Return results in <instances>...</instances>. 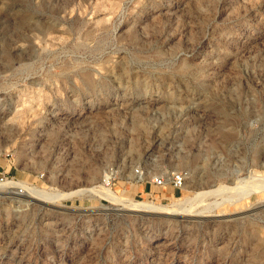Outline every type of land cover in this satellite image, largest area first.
Masks as SVG:
<instances>
[{
  "label": "rangeland",
  "instance_id": "1",
  "mask_svg": "<svg viewBox=\"0 0 264 264\" xmlns=\"http://www.w3.org/2000/svg\"><path fill=\"white\" fill-rule=\"evenodd\" d=\"M0 264H264V0H0Z\"/></svg>",
  "mask_w": 264,
  "mask_h": 264
},
{
  "label": "bare ground",
  "instance_id": "2",
  "mask_svg": "<svg viewBox=\"0 0 264 264\" xmlns=\"http://www.w3.org/2000/svg\"><path fill=\"white\" fill-rule=\"evenodd\" d=\"M109 178H110V176L108 174L105 175L104 182H107L109 180ZM10 183L14 184V187H16L17 184H18V186H19V184H21L22 185L21 187H23L24 191H25V193L23 195L26 196V198H29V199L34 198V199L39 200L41 202H45L49 199H52V197L65 199V198H68L70 196V194L73 193V192L60 193V194L51 193V192H49L45 189H42L38 186L30 185V184H27L25 182L17 181V180H14ZM102 185H99V186H102ZM86 189H87V191L91 192V191H94L96 189V186L88 187ZM103 189H104V194H105L104 198L106 200L112 202L115 205H119L123 209H129V210H134L137 212H143V213H149V214L170 215V214L179 213V212L186 213V211H184V209L177 202H174L173 204L162 205V204H157L155 202H148V201H143V200L125 199V198H122V197L117 196L114 193H112V191L109 188L106 189L103 187ZM81 190H79V191H81ZM79 191H74V192L78 193ZM11 193H12V191H11Z\"/></svg>",
  "mask_w": 264,
  "mask_h": 264
},
{
  "label": "built area",
  "instance_id": "3",
  "mask_svg": "<svg viewBox=\"0 0 264 264\" xmlns=\"http://www.w3.org/2000/svg\"><path fill=\"white\" fill-rule=\"evenodd\" d=\"M153 182L156 185H160V186L166 185V183L169 182L172 186H174L176 188H181L185 185L186 176L184 173L180 172V173L173 175V177H169V178L155 177L153 179Z\"/></svg>",
  "mask_w": 264,
  "mask_h": 264
},
{
  "label": "crops",
  "instance_id": "4",
  "mask_svg": "<svg viewBox=\"0 0 264 264\" xmlns=\"http://www.w3.org/2000/svg\"><path fill=\"white\" fill-rule=\"evenodd\" d=\"M153 185V184H152ZM152 185H145L143 188H142V192H144V193H147V194H151V193H155V192H157L156 190H154L153 189V186ZM175 190V189H174ZM141 191V190H140ZM159 193H161V195L163 196H165V195H167L170 191L168 190V189H162L161 190V192L160 191H158Z\"/></svg>",
  "mask_w": 264,
  "mask_h": 264
}]
</instances>
